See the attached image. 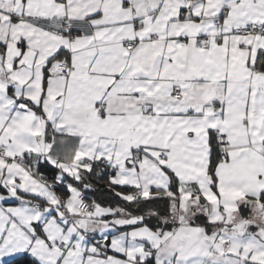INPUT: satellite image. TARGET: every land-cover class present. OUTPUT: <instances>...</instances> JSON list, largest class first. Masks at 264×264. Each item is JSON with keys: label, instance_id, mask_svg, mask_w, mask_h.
I'll return each instance as SVG.
<instances>
[{"label": "snow or ice", "instance_id": "obj_1", "mask_svg": "<svg viewBox=\"0 0 264 264\" xmlns=\"http://www.w3.org/2000/svg\"><path fill=\"white\" fill-rule=\"evenodd\" d=\"M0 264H264V0H0Z\"/></svg>", "mask_w": 264, "mask_h": 264}]
</instances>
